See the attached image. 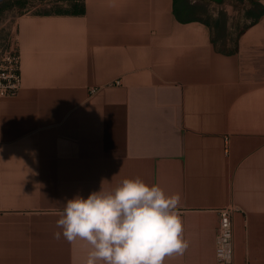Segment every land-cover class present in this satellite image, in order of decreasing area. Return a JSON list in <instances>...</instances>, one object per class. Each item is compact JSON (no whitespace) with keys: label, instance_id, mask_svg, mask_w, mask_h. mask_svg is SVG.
I'll return each mask as SVG.
<instances>
[{"label":"crops","instance_id":"obj_1","mask_svg":"<svg viewBox=\"0 0 264 264\" xmlns=\"http://www.w3.org/2000/svg\"><path fill=\"white\" fill-rule=\"evenodd\" d=\"M0 34L23 79L0 97V264H85L59 213L125 178L180 195L163 264H218L232 203L234 264H264V0H0Z\"/></svg>","mask_w":264,"mask_h":264},{"label":"clouds","instance_id":"obj_2","mask_svg":"<svg viewBox=\"0 0 264 264\" xmlns=\"http://www.w3.org/2000/svg\"><path fill=\"white\" fill-rule=\"evenodd\" d=\"M179 204L178 193L167 195L158 184L125 178L112 190L101 187L87 198L68 200L54 237L86 242L85 264H163L188 247Z\"/></svg>","mask_w":264,"mask_h":264},{"label":"built area","instance_id":"obj_3","mask_svg":"<svg viewBox=\"0 0 264 264\" xmlns=\"http://www.w3.org/2000/svg\"><path fill=\"white\" fill-rule=\"evenodd\" d=\"M120 84L121 81H116ZM23 87L21 54L15 43L0 47V97H13ZM92 92L96 88H91ZM237 210L233 203L218 210L219 225L216 237V257L218 264L235 263V228L233 216Z\"/></svg>","mask_w":264,"mask_h":264},{"label":"rangeland","instance_id":"obj_4","mask_svg":"<svg viewBox=\"0 0 264 264\" xmlns=\"http://www.w3.org/2000/svg\"><path fill=\"white\" fill-rule=\"evenodd\" d=\"M9 42H11L9 34H0V47L6 46Z\"/></svg>","mask_w":264,"mask_h":264},{"label":"water","instance_id":"obj_5","mask_svg":"<svg viewBox=\"0 0 264 264\" xmlns=\"http://www.w3.org/2000/svg\"><path fill=\"white\" fill-rule=\"evenodd\" d=\"M216 2H218V3H222L223 2V0H215Z\"/></svg>","mask_w":264,"mask_h":264}]
</instances>
